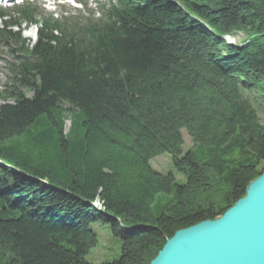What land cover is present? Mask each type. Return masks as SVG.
Masks as SVG:
<instances>
[{"label":"trees","instance_id":"1","mask_svg":"<svg viewBox=\"0 0 264 264\" xmlns=\"http://www.w3.org/2000/svg\"><path fill=\"white\" fill-rule=\"evenodd\" d=\"M14 13L0 10L13 74L0 91V264H93L96 222L122 241L121 257L102 264H150L264 173V124L249 97H264V0ZM24 21L41 24L33 46L10 28ZM238 33L239 45L225 39ZM164 153L185 182L152 166Z\"/></svg>","mask_w":264,"mask_h":264},{"label":"water","instance_id":"2","mask_svg":"<svg viewBox=\"0 0 264 264\" xmlns=\"http://www.w3.org/2000/svg\"><path fill=\"white\" fill-rule=\"evenodd\" d=\"M150 264H264V173L218 218L178 230Z\"/></svg>","mask_w":264,"mask_h":264},{"label":"rangeland","instance_id":"3","mask_svg":"<svg viewBox=\"0 0 264 264\" xmlns=\"http://www.w3.org/2000/svg\"><path fill=\"white\" fill-rule=\"evenodd\" d=\"M109 0H84V4H86V8H82V14H94L95 17L99 16L100 13V6L104 3L108 2ZM62 0H55L54 4L46 5L39 3V9L44 14H54V17H60L62 15L61 8H66V10L77 13L74 11L73 6L80 7L76 3L74 4L72 0L64 1L66 2L64 7H58V3H61ZM81 8V7H80ZM39 10V11H40ZM61 10V11H60ZM13 16H16L14 13ZM1 25V19H0ZM17 29V28H16ZM34 29V28H32ZM31 29V31H32ZM27 33L23 32V36H26ZM225 39L231 43L239 45L245 39L246 35L244 33H238L235 35L227 36ZM10 42L2 43L0 41V91L5 90L6 87L10 86L13 82V74L12 71L9 69V48L11 47ZM31 95V93H29ZM249 97L252 100L255 108L257 109L261 122L264 124V97L260 90H255L249 93ZM70 127V121L67 120L65 124V131L67 132ZM184 136V149L187 150L193 146V141L186 130H183ZM152 166L159 172L168 173L173 172L178 181L185 182L184 176L176 170L173 165V161L171 155L168 153H164L160 156L155 157L151 161ZM98 205V202H97ZM93 229L97 233L98 242L97 244L92 247L88 254L86 255V260L93 264H102L106 262H112L117 260L121 257L122 253V241L119 237L115 236L112 232L110 225L104 224L102 222H96L92 225Z\"/></svg>","mask_w":264,"mask_h":264},{"label":"bare ground","instance_id":"4","mask_svg":"<svg viewBox=\"0 0 264 264\" xmlns=\"http://www.w3.org/2000/svg\"><path fill=\"white\" fill-rule=\"evenodd\" d=\"M29 36H30L32 39H35V36H36V30H35V28L32 29V31L30 30V32H29Z\"/></svg>","mask_w":264,"mask_h":264}]
</instances>
